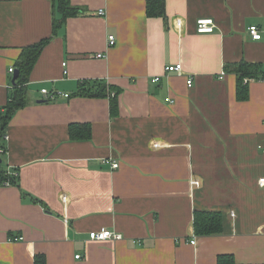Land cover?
Masks as SVG:
<instances>
[{"label": "crops", "instance_id": "obj_1", "mask_svg": "<svg viewBox=\"0 0 264 264\" xmlns=\"http://www.w3.org/2000/svg\"><path fill=\"white\" fill-rule=\"evenodd\" d=\"M69 2L82 12L62 22L53 0H0V112L21 49L49 38L0 137V168L16 170L0 185V264H264V0H165L164 17L146 0ZM241 61L263 75L244 99ZM195 210L219 212L221 231L195 234ZM101 227L122 239H89Z\"/></svg>", "mask_w": 264, "mask_h": 264}, {"label": "trees", "instance_id": "obj_2", "mask_svg": "<svg viewBox=\"0 0 264 264\" xmlns=\"http://www.w3.org/2000/svg\"><path fill=\"white\" fill-rule=\"evenodd\" d=\"M57 4L58 10L62 14V22L67 17L74 16L79 14L80 8L70 4L69 0H53ZM146 14L147 16H161L165 15V0H146ZM56 24L53 25V33L55 32ZM49 38L41 39L40 41L25 46L21 49L19 56L16 61L17 65V77L13 82V91L9 95V99L6 102L5 109L0 112V137L5 131V127L8 123V120L13 113V111L26 104V87L23 84L26 81L27 75L30 72L33 64L39 55V52L43 46L47 43ZM226 69H230L228 65L225 66ZM232 69L237 74L238 82V91L237 98L244 99L247 96L246 91V82H243L244 78L250 79H262V73L259 71V65L241 61L238 65L232 67ZM108 89L107 85L103 84L97 87L96 90L91 92H81L82 95L86 96H104L107 94ZM116 94V93H115ZM115 94L110 98V113L114 115L117 109V102ZM85 131V137L89 136L90 126L86 123L78 124ZM2 146V145H0ZM2 149V148H1ZM11 170H6L0 168V185L5 184L6 182L11 184L15 182L14 175L8 174ZM194 232L195 234L200 235H210L215 234L221 231V214L215 211H201L195 210L194 220H193ZM35 264H45L44 257L41 255L35 256ZM216 264H236L232 255L230 254H220L217 257Z\"/></svg>", "mask_w": 264, "mask_h": 264}, {"label": "built area", "instance_id": "obj_3", "mask_svg": "<svg viewBox=\"0 0 264 264\" xmlns=\"http://www.w3.org/2000/svg\"><path fill=\"white\" fill-rule=\"evenodd\" d=\"M102 11H99V14H101ZM178 25H180V22L177 23ZM196 31L198 33H210L213 31L214 29V21L211 17H199L196 20ZM247 32L250 35V37L252 39H260L261 38V29L258 25L255 24H251L247 27ZM115 42L114 37L113 36H109L108 37V44L109 45H113ZM97 57H100L101 54L98 53L96 55ZM65 65V62H63V66ZM164 70L167 72H177L180 73L182 71V64L180 62L174 63V64H170L164 67ZM8 71L10 73L14 72V68L13 67H9ZM66 69L63 70V73H66ZM159 79L158 76L153 77L152 81H157ZM245 81H247V79H245ZM186 83L188 86L192 85V78L189 77L186 80ZM41 93L44 94V97L46 100H53L54 98H56L57 96H63V97H68L67 93H63L61 91H49L45 88L41 89ZM2 151V149L0 148V152ZM113 167H117L118 166V162H112L111 164ZM8 170H11V172H8V174L10 175H16V170L14 168H9ZM6 185L8 184L7 182L5 183ZM258 185L260 187H264V176L258 179ZM88 237L89 239L92 240H105V239H113V240H120L122 239V235L119 232H115L112 231L108 228L105 227H101L97 230H92L89 231L88 233ZM17 239H21V236H17V237H13V238H9V240H17ZM191 244L195 243V238L190 240ZM75 257H78L75 256Z\"/></svg>", "mask_w": 264, "mask_h": 264}, {"label": "water", "instance_id": "obj_4", "mask_svg": "<svg viewBox=\"0 0 264 264\" xmlns=\"http://www.w3.org/2000/svg\"><path fill=\"white\" fill-rule=\"evenodd\" d=\"M17 73H18V71L15 70V72H14V74H13V76H12V82L15 81V79H16V77H17Z\"/></svg>", "mask_w": 264, "mask_h": 264}]
</instances>
